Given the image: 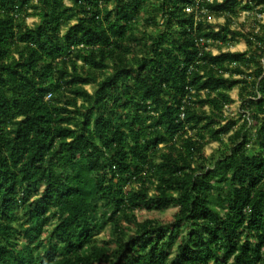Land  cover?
Instances as JSON below:
<instances>
[{"label":"trees","instance_id":"16d2710c","mask_svg":"<svg viewBox=\"0 0 264 264\" xmlns=\"http://www.w3.org/2000/svg\"><path fill=\"white\" fill-rule=\"evenodd\" d=\"M187 1L0 0V264H264L262 51Z\"/></svg>","mask_w":264,"mask_h":264},{"label":"built area","instance_id":"2783aa9c","mask_svg":"<svg viewBox=\"0 0 264 264\" xmlns=\"http://www.w3.org/2000/svg\"><path fill=\"white\" fill-rule=\"evenodd\" d=\"M222 2L223 0H188L184 3V10L193 15L195 22L204 20L205 23H211L210 28L217 31L220 25L224 22L223 16H214L208 9V4L212 2ZM238 12L235 17H232L231 29L239 31L243 37H235L237 40L234 44H229L223 50L243 52L248 50L247 40L252 42V48H259L262 51L260 61L264 63V0H237ZM211 21H216L213 25ZM218 23V24H217ZM230 34L227 39H230ZM200 41L203 42L201 39ZM243 44L242 48L239 44ZM215 44L220 42L215 41ZM213 54L218 53L215 45L207 47Z\"/></svg>","mask_w":264,"mask_h":264},{"label":"rangeland","instance_id":"374dc122","mask_svg":"<svg viewBox=\"0 0 264 264\" xmlns=\"http://www.w3.org/2000/svg\"><path fill=\"white\" fill-rule=\"evenodd\" d=\"M66 3H68V1H65ZM33 21H35L34 18H28L27 19V22L29 24H31ZM213 25H216V21H211ZM218 24V23H217ZM207 26L211 25V23L207 22L206 24ZM150 30V29H149ZM243 47V44H239V47H236V48H242ZM86 88L89 90V91H92V87L91 86H86ZM231 96L233 98H237V90L234 89L231 91ZM225 114L228 118H235L237 119V116H238V101H236L234 104L228 106V108L225 109ZM220 147V144L218 142H209L206 147H205V151L207 154L209 153H212V152H215L218 148ZM175 211V208H169V209H166L165 211L163 212H148V211H143L139 217L140 218H145V217H152V216H158V217H165V218H168L170 217ZM108 235V231H103L101 232L98 236H97V239L98 240H101L103 238H105L106 236ZM173 254V253H172Z\"/></svg>","mask_w":264,"mask_h":264}]
</instances>
